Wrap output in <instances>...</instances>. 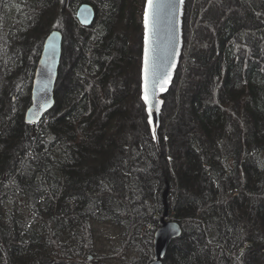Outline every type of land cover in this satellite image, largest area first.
I'll return each mask as SVG.
<instances>
[{
	"label": "trees",
	"instance_id": "1",
	"mask_svg": "<svg viewBox=\"0 0 264 264\" xmlns=\"http://www.w3.org/2000/svg\"><path fill=\"white\" fill-rule=\"evenodd\" d=\"M83 4L96 10L91 28L76 17ZM130 4L0 0V264H150L168 177L170 215L183 234L164 264H264V0H194L164 153L140 86L127 82L129 22L142 36ZM53 30L66 34L73 62L67 71L62 61L58 83H67L54 110L27 125ZM189 90L198 125L181 148L174 132ZM128 104L141 112L138 128L121 118ZM97 224L123 231L116 257L96 251Z\"/></svg>",
	"mask_w": 264,
	"mask_h": 264
},
{
	"label": "water",
	"instance_id": "2",
	"mask_svg": "<svg viewBox=\"0 0 264 264\" xmlns=\"http://www.w3.org/2000/svg\"><path fill=\"white\" fill-rule=\"evenodd\" d=\"M187 0H172L169 14L165 6L161 14L156 35L150 32L149 43L146 45L145 12L143 18L144 44L142 61V101L146 107L148 125L153 139L158 144L161 129V113L164 105L163 97L172 87L177 71L180 68L184 42V18ZM76 17L81 26L91 28L96 21V10L90 4L79 7ZM65 34L53 30L46 37L41 57L39 59L31 90V105L26 110L27 125L39 124L56 106V90L64 54ZM148 49V103L145 102V50ZM156 73V83H153V73ZM151 113V114H150ZM168 192L164 193V214L161 226L154 236V260L150 264H164V259L171 244L182 237L183 228L177 221L169 220L170 206Z\"/></svg>",
	"mask_w": 264,
	"mask_h": 264
},
{
	"label": "rangeland",
	"instance_id": "3",
	"mask_svg": "<svg viewBox=\"0 0 264 264\" xmlns=\"http://www.w3.org/2000/svg\"><path fill=\"white\" fill-rule=\"evenodd\" d=\"M193 2H194V0H187L186 1V12H185V18H184V42L185 43H186L187 35L189 32V15H190V11H191ZM146 3H147V0H131V4H130L131 8L134 10L135 22L141 23V25H142V36H141V33H139L140 31L137 32V30L134 29L132 23L129 22V20H128V22H129L128 26L129 25L130 26L127 30L128 33L130 31L131 33L133 32V34H134L131 36L130 41L132 44L130 45L129 50H128L129 51L128 54L132 57V63L130 64V67H129L130 71H129V73H127V82L130 81V83H132L134 81L135 82L134 84L136 86H138V87L140 86L139 92L141 94V97H142V61H143V44H144L143 18H144ZM125 22H126V19L124 20V23ZM65 36H66V34H65ZM63 58L64 59L62 61H65V65H66L67 71H68V70H70V67H71L72 62H73V55L71 54L69 46L66 43L64 44ZM181 70H182V62H181L180 68L177 71V74H176V77L174 79L172 87L169 89L168 93L163 97L164 105H163L162 113H161V129L159 131L160 140L157 144V146L159 147V149L162 153H164V145H165L163 142L164 134L162 133V131L166 125L167 117L177 107V101H178L177 100L178 99V86H177L178 77L177 76H179ZM125 79L126 78L124 76L123 78L120 79V81H122V82H119V83H120V85H122V86L124 85L128 89L127 82H124ZM65 83H67V82L63 81V82H61V84L58 83L56 92L58 90H62L63 85ZM125 92H126V94L128 93L127 91H125ZM134 93H135V91H134ZM134 93H131V95H129L130 98L134 97ZM194 94L195 93L193 90H189V91H187V94L185 96L183 95V98H181V100H183V102L185 103V106H186L185 110L186 111H184L183 116H182V120L178 124L179 125L178 129L174 132V143L178 147H181V148H183V146H184L183 141L187 137V135L189 134L190 130L194 129L198 125L195 117L193 116V112H192V104H193V101L195 99ZM235 98H234L235 100H238V97H235ZM133 99H135V97ZM229 99H231V98H229ZM123 109L125 111L123 110L124 112H122L121 118H123V115L130 116L131 118L135 119L134 120L135 121V127L138 128L139 127L138 118H139V114L141 113L140 110L132 104L126 105V107H124ZM123 113H127V114H123ZM146 115H147V113H146ZM123 120H125V119H123ZM123 120L120 121V127H122V130H123V127H125V124H124L125 122H123ZM147 122H148V116H147ZM217 131H219L221 137L225 134L224 130H222V129H217ZM240 134H241V131L239 130V128L235 127V129L233 130V134H232L231 138L234 141H237L239 139ZM112 149H113V147L111 146V143H108V145L105 147V150H112ZM190 179H191L190 183L193 186L199 185L201 183V180H202L200 177H195V178H190ZM172 181L173 180L171 178L169 179V177H168V180L166 182L167 188H166L165 192L166 191L168 192V197H167L168 202H169L170 192H171L170 182H172ZM163 197H164V195H163ZM252 216H253V214H252ZM162 217H163V215H162ZM169 220L176 221L175 217L171 216V215H170ZM95 226L97 229V237H96V251L97 252L102 253L103 255H106V256L112 258L113 256L116 257L117 253H119L120 251H123V248H124L123 231L119 227L114 226L112 224H97ZM177 240H175L174 242H176ZM127 259L130 260V258L128 256H127ZM110 261H113L110 264H120L121 260H118L115 258V259H112Z\"/></svg>",
	"mask_w": 264,
	"mask_h": 264
},
{
	"label": "snow or ice",
	"instance_id": "4",
	"mask_svg": "<svg viewBox=\"0 0 264 264\" xmlns=\"http://www.w3.org/2000/svg\"><path fill=\"white\" fill-rule=\"evenodd\" d=\"M172 0H147L148 9L145 12V29H146V45L149 43L148 33L156 35L158 31V25L160 22L161 14L164 11L165 6L169 8V14H171V5ZM148 49L145 50V102L148 103V88H147V79H148ZM153 83H156V73H153ZM151 114V113H150Z\"/></svg>",
	"mask_w": 264,
	"mask_h": 264
},
{
	"label": "flooded vegetation",
	"instance_id": "5",
	"mask_svg": "<svg viewBox=\"0 0 264 264\" xmlns=\"http://www.w3.org/2000/svg\"><path fill=\"white\" fill-rule=\"evenodd\" d=\"M91 259H93V258L91 257Z\"/></svg>",
	"mask_w": 264,
	"mask_h": 264
}]
</instances>
